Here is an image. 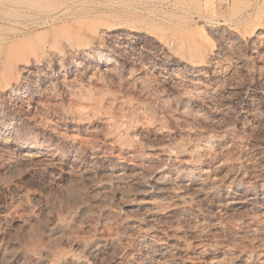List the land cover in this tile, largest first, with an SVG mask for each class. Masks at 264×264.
<instances>
[{
    "label": "rangeland",
    "instance_id": "rangeland-1",
    "mask_svg": "<svg viewBox=\"0 0 264 264\" xmlns=\"http://www.w3.org/2000/svg\"><path fill=\"white\" fill-rule=\"evenodd\" d=\"M104 28L114 33L107 35ZM122 29L134 30L136 35H127ZM174 34L179 35L174 37L181 42L178 41L171 51L164 46V42L159 43L165 38H173ZM161 36L163 40H159ZM184 38L187 39L185 43ZM55 39L58 46L67 42L77 44L78 41L82 47L91 46L94 49L91 56L89 54L84 59L68 53L63 44L60 49L57 48ZM191 40H194L193 43H189ZM85 42L88 45L85 46ZM49 44L58 50L63 49L62 63L56 65L55 57L49 55L48 61L47 58L45 61L49 63H42L41 68L37 66L30 74L22 70L21 73L20 69L16 71L24 56L25 60L30 53L40 52L43 46ZM178 46H185V54H182L185 48L182 50ZM192 52L196 56H192ZM31 55L29 57H33ZM171 56L177 57L174 59ZM183 61L203 64L202 75L188 69ZM107 66L114 69L109 68L108 71ZM195 75L207 83V92L181 95L179 88L184 77ZM62 79L68 84L81 83L86 92L97 94V104L93 110L87 109L92 111L89 116L78 118L77 109L81 106L77 103L79 96L68 95L61 85ZM12 81H19L21 85L10 83ZM0 90V264H7L6 255L13 256L8 264H34L35 255L39 256L43 248L54 252L51 255L54 254L55 258L50 256L49 264H57L66 257V253L79 255L81 252L82 255L84 247L91 242L95 245L98 240L101 246L116 231L115 236L124 234L121 242L100 255L84 253L88 260L91 259L87 264H156L150 259V254H146L158 246L155 248L151 245L156 244H148L149 250L141 243L145 234L161 237L158 239L175 247L178 244L181 247L178 249L182 259L180 264H201L216 259L226 260L227 264H264V233L256 236L243 231L252 222L259 220L264 224V201L257 195L258 183L262 179L264 182V0H0ZM114 94L121 95L124 102L132 103L134 110L129 111L120 104L114 107L106 101ZM186 108L199 116L195 115L193 120L189 118L193 123L180 118L184 109L187 112ZM104 116L107 120L101 119ZM73 117L78 119L73 122ZM82 123L87 125L82 126ZM143 123H147V126L144 124L147 128ZM118 126L129 131L126 137L134 138L135 135L132 140L141 142L146 148L152 145L158 147L171 139L185 140L188 145L191 144L189 148L185 147V159L197 160L201 168H205L203 178L213 183L212 187L228 182L230 185H227L232 186L237 181L243 183L242 186L250 183L248 191L257 195L252 203L254 205L235 214H227L225 209L220 210L223 207H217L219 210L215 207L218 203L215 199H222L223 193L220 192V198L208 199L209 203L208 200L193 202L195 204L192 203L188 209V212L193 210L192 213L180 215L182 218L178 215L179 221L184 220L180 223L172 221V217L178 214L175 213L177 207L181 206L178 201L153 193L151 198L159 209L153 206L150 212L165 218L166 224L164 219L160 220L153 214V218L149 217L139 209L147 199L141 184L143 181L150 183L148 176L157 169L158 162L149 163L137 159L134 154L131 155L133 157L122 154L124 152L110 144L108 136ZM204 134L212 135L210 137L215 140L218 138L219 144L215 147L213 143H205ZM231 136L235 145L231 143ZM223 140H230V144L227 142L229 145H224ZM27 144L33 149L29 156L22 152ZM207 148L211 150L210 157L205 150ZM215 151H219L216 153L218 156ZM211 156L216 157L213 158L215 161L222 159L224 163L220 169L213 166L215 161L211 160ZM205 157L209 160L208 164ZM118 168L125 181L118 182L111 177ZM141 174L144 175L142 178ZM131 178L133 180L130 181ZM136 178L142 179H137L140 183ZM136 184L139 188L135 189ZM244 194L243 191L238 193L240 196ZM79 207L85 208L79 211ZM219 211L222 212L218 214ZM160 212H164L167 218ZM74 213L75 218H72ZM193 214L199 217L195 219ZM184 215L188 220L184 219ZM203 215L206 216V224L198 222ZM192 217L194 220L190 219ZM153 219H157L162 230ZM169 219L172 222L170 225L181 228L178 234L173 230L176 234L172 235L174 232L170 229ZM134 220L142 223L144 234L135 235L127 230ZM126 221L131 222L127 224ZM57 222L67 226L60 233L54 230L53 225ZM177 222L179 226L175 225ZM193 222L200 225L196 228L198 232L194 227L197 224L193 225ZM230 227H238L239 230ZM60 235L61 238H58ZM133 238L136 241L131 240ZM204 245L213 248L215 254L199 253ZM3 251L6 252L3 254ZM57 251L60 255L62 253L59 258Z\"/></svg>",
    "mask_w": 264,
    "mask_h": 264
},
{
    "label": "bare ground",
    "instance_id": "bare-ground-1",
    "mask_svg": "<svg viewBox=\"0 0 264 264\" xmlns=\"http://www.w3.org/2000/svg\"><path fill=\"white\" fill-rule=\"evenodd\" d=\"M119 28V27H118ZM109 29V28H108ZM123 30V29H122ZM104 32H108L107 33V35L108 34H112V33H114L113 32V30H106L105 28H104V30H103ZM124 31V30H123ZM120 33V32H119ZM124 33H126L127 35H130V36H135L136 35V33H135V31L134 30H131V29H125V31H124ZM116 34V33H115ZM73 35V34H72ZM71 35V36H72ZM106 35V34H105ZM114 35V34H113ZM151 35V34H150ZM171 35V34H170ZM112 36V35H111ZM148 36V35H147ZM154 36V35H153ZM175 34L173 35V38H169V39H166L165 38V40L164 41H159V43H162V42H164V46L166 47V48H168L170 51L172 50V49H174V47H176L177 46V43H178V41H180V40H177L176 38V36H179V35H176L175 37ZM59 37H61V36H59ZM66 37V36H65ZM64 37V38H65ZM114 37V36H113ZM152 37V36H151ZM155 37H156V35H155ZM166 37V36H165ZM168 37V36H167ZM182 37H183V35H182ZM75 38H77V37H75ZM81 38V37H80ZM157 38H159V37H157ZM180 38V37H179ZM57 39V38H56ZM55 39V42L56 41H58V40H56ZM154 39V38H153ZM163 40V38H162V36H161V38H159V40ZM61 41H64V39L62 40V39H60ZM187 40V39H186ZM185 38L183 39V41H184V43H185ZM76 41V40H75ZM74 41V42H75ZM182 41V42H183ZM193 41L194 40H191L189 43H193ZM54 42V44H56L57 46H58V42H56L55 43ZM66 42V41H65ZM158 41H156V43H157ZM181 42V41H180ZM59 43H60V41H59ZM80 43V42H79ZM187 43V42H186ZM44 44V43H43ZM53 44V43H52ZM52 44H49V46H41L42 47V49H41V51L40 52H33L32 53V55H33V57H29L30 55H31V53H30V55L29 56H26V58H25V60H24V57H23V59H22V61H21V59H20V63L18 64V69L16 70V71H18L19 69V72H21V70L24 72V73H31L32 72V70L34 69V68H37V66L38 67H40L41 68V66H42V63H45V61H46V58H47V56H49V55H53L54 57H55V60H56V65H58V64H60V63H62L63 61L62 60H64L63 59V57H62V54H61V52L63 51V49L61 48V50H58L57 48H59L60 47V45L61 44H63V43H60V45L56 48L54 45H52ZM81 44L82 43H80V44H78V41H77V44L75 43V44H72V42H67V44L66 45H64L65 47H67V52L68 53H70V54H72V55H80V57L82 56L84 59H85V57H87L90 53H92L93 52V49L94 48H90V47H82L81 46ZM45 45V44H44ZM47 45V44H46ZM86 45H88V44H86V42H85V46ZM184 45V44H183ZM192 45V44H191ZM193 45H195V44H193ZM63 46V47H64ZM160 46V45H159ZM180 46H182L181 44H180ZM163 47V46H162ZM11 48V47H10ZM178 48L179 49H184L185 48V46H184V48H180L179 46H178ZM201 48V47H200ZM60 49V48H59ZM165 49V48H164ZM168 49H167V53H169V51H168ZM175 49H177V48H175ZM195 48H193V50H194ZM199 49V48H198ZM38 50V49H37ZM66 50V49H65ZM64 50V51H65ZM162 50H163V48H162ZM181 50V51H182ZM7 51V50H6ZM10 51V50H9ZM8 51V52H9ZM36 51V50H35ZM166 51V50H165ZM164 51V52H165ZM176 51L177 50H175V53H176ZM178 51H180V50H178ZM184 51V53H182V54H185V51H186V48L183 50ZM192 51V50H191ZM198 51V50H197ZM97 52V51H96ZM95 52V53H96ZM194 52H195V50H194ZM63 53V52H62ZM198 53V52H197ZM67 54V53H66ZM166 54V53H165ZM174 54V53H173ZM172 54V55H173ZM181 54V53H180ZM188 54V53H187ZM190 54H191V52H190ZM8 55L9 54H7V57H8ZM12 55H13V53H12ZM31 55V56H32ZM167 55V54H166ZM178 55V54H177ZM193 55H195L196 56V54H194L193 52H192V56ZM76 56V57H77ZM90 56H91V54H90ZM182 55H180L179 57H181ZM185 56V55H184ZM184 56H183V58H184ZM201 56V54H199V56L198 57H200ZM28 57V58H27ZM52 57V56H51ZM79 57V56H78ZM171 57H174V56H171ZM177 57V56H176ZM176 57H174V59L176 58ZM178 57V58H179ZM88 58V57H87ZM188 58V57H187ZM191 58V57H190ZM195 58H197V57H195ZM194 58V59H195ZM201 58V57H200ZM7 59V58H6ZM9 59V58H8ZM72 59H73V57H72ZM173 59V58H172ZM202 59V58H201ZM74 60H75V58H74ZM87 60V59H86ZM89 60V59H88ZM180 60V59H179ZM178 60V61H179ZM182 60H184V59H182ZM182 60H180V61H182ZM5 61V60H4ZM6 61H8V60H6ZM10 61H11V59H10ZM47 61H48V58H47ZM185 61V60H184ZM183 61V62H184ZM196 61V60H195ZM201 61V60H200ZM199 61V62H200ZM6 63V62H5ZM18 63V62H17ZM17 63H15V64H17ZM47 63H49V62H47ZM47 63H45V64H47ZM10 64V63H9ZM200 64H202V63H200ZM63 65V64H62ZM62 65H61V67H62ZM110 65V64H109ZM184 65L186 66V67H188V69H191V70H195V72H197V74H201V71L203 70V64L200 66V65H197L195 62H193V61H189V62H184ZM5 66V65H4ZM11 66V65H10ZM45 66H47V65H45ZM105 66V65H104ZM113 66V65H112ZM6 67V66H5ZM8 67V66H7ZM6 67V68H7ZM185 67V68H186ZM12 68H13V66H12ZM107 68H108V66H107ZM106 68V69H107ZM109 68H113V67H109ZM108 68V71L110 70ZM11 69V68H10ZM114 69V68H113ZM8 70V69H7ZM14 70V69H13ZM35 70V69H34ZM33 70V71H34ZM4 71H5V69H4ZM111 71H113V70H111ZM188 71V70H187ZM9 72H11L10 70H9ZM23 72H21V73H23ZM189 72V71H188ZM203 72V71H202ZM3 73H5V72H3ZM185 73V72H184ZM183 73V74H184ZM190 73V72H189ZM193 73V72H192ZM6 74H7V72H6ZM5 74V75H6ZM188 74V73H187ZM186 74V75H187ZM5 75H3V76H5ZM24 75V74H23ZM26 75V74H25ZM193 75V74H192ZM202 75V74H201ZM9 76H11V75H9ZM182 76V75H181ZM8 77V76H7ZM6 77V78H7ZM134 77V76H133ZM136 77V76H135ZM180 77V76H179ZM184 77V76H183ZM182 77V78H183ZM14 78V77H13ZM130 78H132V77H130ZM139 78V77H138ZM181 78V79H182ZM185 79H183L182 80V86L179 88V89H181L180 91H181V95H182V93H186V92H196V93H200L201 94V92L203 93L204 91L205 92H207V90H208V85H207V83H204V82H202L201 81V79H200V77H198V75L196 76L195 75V77H193V76H186V77H184ZM9 79V78H8ZM15 79V78H14ZM13 79V80H14ZM137 79V78H136ZM179 79V78H178ZM10 80H11V78H10ZM21 80V79H20ZM24 80V79H23ZM63 80V79H62ZM61 81V80H60ZM9 82V81H8ZM7 83V82H6ZM10 83H13V84H15L16 83V85H17V83H19V81L18 82H10ZM10 83H9V85H10ZM12 84V85H13ZM20 84V83H19ZM8 85V84H7ZM11 85V86H12ZM16 85H14V87L16 86ZM21 85V84H20ZM61 85H62V87L66 90V92L68 93V95H70L71 97L72 96H79V98L77 99L78 100V104L79 105H81V106H79L78 107V109H77V115H78V118H80V119H82L83 117H85V116H89L90 114H91V112L90 111H88L87 109H92L93 110V108L95 107V105L97 104V94H90V93H88V92H86L85 91V89H84V87H83V85H81V83H73V84H68V83H66V81H62V83H61ZM19 86V85H18ZM10 87V86H9ZM12 88H13V86H12ZM18 88V87H17ZM3 89V88H2ZM5 89V88H4ZM16 89V88H15ZM178 89V90H179ZM7 90V89H6ZM1 91V90H0ZM13 91V90H12ZM179 91V92H180ZM184 95V94H183ZM193 95V94H192ZM195 95V94H194ZM197 95V94H196ZM106 101H108L110 104H112L113 106L114 105H116V106H119V104L122 106H124V107H126L127 109H129V111L132 109V110H134V105L131 103V104H129V103H127L126 101V103L124 102V100H123V97L121 96V95H117V94H114V95H111V96H108L107 98H106ZM127 104H129L130 106L131 105H133V106H129V105H127ZM115 107V106H114ZM187 110V112H185V109H184V111H182V116H181V114H180V118H182V117H184L186 120L188 119L190 122L193 120V119H195L196 117H195V115L196 116H198L197 114H195L194 115V113H190V111H189V109L188 108H186ZM131 110V111H132ZM189 111V112H188ZM90 112V113H89ZM185 112V113H184ZM89 114V115H88ZM103 115V114H102ZM199 117V116H198ZM76 118L77 117H73V119L71 120V121H73V122H75V120H76ZM77 118V119H78ZM105 118H106V120H107V117H105L104 116V118H101L102 120H105ZM189 118H192V120L191 119H189ZM183 120V119H182ZM185 120V121H186ZM198 120V119H197ZM196 120V121H197ZM188 121V122H189ZM103 122V121H102ZM106 122H108V121H106ZM194 122H195V120H194ZM110 123V122H109ZM191 123H193V122H191ZM113 124V123H112ZM146 125L147 126V123H143V125ZM87 125V123L85 124V123H82V126H86ZM144 125V126H145ZM140 126H141V124H140ZM145 126V128H147ZM149 126V125H148ZM119 127V126H118ZM121 127H123V126H121ZM121 127H119L118 129L116 128V131L114 130V133H113V130H112V134H110L109 136H108V139L107 140H109V142H110V144H112L113 146H115V147H117L118 148V151H119V149H120V151H122V152H124V153H122V154H130V156L131 155H135V157H137V159L139 158V159H143L144 161L146 160V161H148L149 163L152 161H157L158 163H156V162H154V163H156V164H158V166L157 165H155V166H157V169L154 171L153 169V173H151L149 176H148V178H150V183H147V184H145V181H143V183L141 184L142 185V191H143V193H145V195H147L146 196V198L147 199H145V202H143V201H141V203L143 202V206H142V204H141V208H139V206H138V208L141 210L142 209V211H144V212H146V215H148L149 217H151V218H153V215L151 214V212H150V209L154 206L155 208H157V206H159V205H157V206H155L156 204V202L154 203V199L152 200V198H151V195L153 194V193H158V194H160L161 195V197H167V198H170L169 200H171V199H174L173 201L175 202V200L176 201H178V203L181 205V206H178L177 207V211L175 212V213H178L177 214V216H173L172 217V221L174 222V221H176V220H178L181 216H182V214H186L187 215V213H192V211H190V212H188L189 210V208H190V205L193 203V202H195L196 200H203L204 202L206 201V200H208V199H215V198H220V196H218L219 194H221L220 192H222L223 193V195L221 196V198L222 199H215V201H218V203H217V205L215 206L216 208L217 207H223L222 209H220V210H222L223 211V209H225L224 211H227V214H228V212H232L233 214H235V213H237V212H239V211H241L242 209H244L245 207H247V206H250V205H254V204H252V203H254L253 201L256 199V197H257V195L260 197L259 199H263V201H264V182H262V180L261 179H259V180H261L259 183H258V189H259V192L257 193V195L254 193H252V192H249L248 191V186L250 185V183H249V185L247 186V185H243L242 186V184L240 185L239 184V182L237 183V182H235V183H233V185L232 186H228L227 184L229 183L228 181V183H226V185L225 184H223V185H221L220 186V184H219V186L220 187H218V185H217V187H212V185L211 184H213V183H211V182H208V181H206L205 180V177L203 178V176H204V174L206 173V171L204 172V170L203 169H205V168H201V166H200V163H197L195 160H194V158H193V160L195 161H191L189 158V160L190 161H188L187 159H185V155H187V148H185L186 147V145H187V147L188 146H190V145H188L186 142H185V140L184 141H179L178 139V141L176 140V141H171L170 139V142H166V144H163V143H165V142H163L162 143V145L160 144V146L159 145H157L158 147H153L154 145H152V147L151 148H146V147H144L145 145H143L142 146V144H141V142L139 143L138 141L137 142H135V141H133L132 139H134L135 138V135H134V138L132 137H130L131 138V140H130V138H128V137H126L127 136V134L126 133H128L129 131H127L126 129H124V128H121ZM137 127V126H136ZM156 127V126H155ZM140 128V127H139ZM141 128H143V126L141 127ZM151 128H154V126L153 127H151ZM128 129V128H127ZM158 129V128H157ZM157 129H156V131H157ZM135 130V129H134ZM131 131H133V130H131ZM155 131V130H154ZM3 132V131H2ZM134 132H136V131H134ZM4 133V132H3ZM2 134V133H1ZM126 134V135H125ZM130 134V133H129ZM230 134V133H229ZM5 135V134H4ZM7 135V134H6ZM205 136H206V134H204ZM204 135H202V136H204ZM129 136V135H128ZM131 136V135H130ZM204 136V139H203V137H202V139L205 141V143H213L214 144V146L216 147L218 144H219V141H217L218 140V138H217V140H215V139H213L212 137H210V136H212V135H210V136H206L205 137ZM222 136V135H221ZM228 136V135H227ZM1 137V136H0ZM30 137V136H29ZM215 137V136H214ZM219 137V136H218ZM235 137V136H234ZM2 138H4V137H2ZM227 138V137H226ZM228 138H230V137H228ZM201 139V140H202ZM220 139H221V137H220ZM219 139V140H220ZM225 139V138H224ZM136 140V139H135ZM182 140V139H181ZM191 140V139H190ZM198 140V139H197ZM199 140H200V138H199ZM227 140V139H226ZM231 140H232V136H231ZM19 141H21V140H19ZM31 141V140H30ZM33 141V140H32ZM31 141V142H32ZM188 142H189V140H187ZM223 141H225V140H223ZM33 142H35V141H33ZM202 142V141H201ZM227 142H229V144H230V140H228V141H225L223 144L224 145H229ZM235 142V141H234ZM19 143V142H18ZM21 143H23L24 144V142H21ZM28 143V142H27ZM231 143H233V140L231 141ZM238 143V142H237ZM22 144V145H23ZM32 144V143H31ZM34 144V143H33ZM196 144V143H195ZM221 144V146H224V145H222V143H220ZM234 144V143H233ZM205 145V144H204ZM210 146H211V144H209ZM232 145V144H231ZM235 145V144H234ZM24 146V145H23ZM151 146V145H150ZM149 146V147H150ZM197 146V145H196ZM220 146V145H219ZM236 146H237V144H236ZM238 146H239V144H238ZM200 147V146H199ZM205 147V146H204ZM203 147V148H204ZM214 147V148H215ZM225 147V146H224ZM21 149H22V147H20ZM189 148V147H188ZM198 148V147H197ZM201 148V147H200ZM202 148V149H203ZM212 148V147H211ZM222 147H220V149H221ZM229 148V147H228ZM90 150V149H89ZM201 149H199V151H200ZM205 150H207L206 152L209 154V157H210V154H211V150H209V148H207V149H205ZM213 150V149H212ZM216 150V149H215ZM197 152H198V150H196ZM220 151V150H219ZM218 151V152H219ZM22 152H24V155L25 156H29L30 154H31V152H33V149H32V147L30 146V145H26V147H24L23 148V151ZM190 151H188V153H189ZM192 152V151H191ZM203 152V151H202ZM213 152H214V150H213ZM212 152V153H213ZM218 152H216L215 151V154L216 153H218ZM206 153V154H207ZM194 154H195V152H194ZM201 153H199V155H200ZM204 154V153H203ZM191 155V154H190ZM217 155V154H216ZM192 156V155H191ZM204 156V155H203ZM206 156V155H205ZM212 156H214V155H212ZM212 156H211V160H213V158H215L216 159V157H213L212 158ZM218 156V155H217ZM118 157V156H117ZM131 157H133V156H131ZM134 157V158H135ZM193 157V156H192ZM208 157V156H207ZM222 157V156H221ZM220 157V158H221ZM119 158H120V160H122L121 159V157L119 156ZM134 158H133V160H134ZM191 158V157H190ZM195 158H196V156H195ZM192 159V158H191ZM210 159V158H209ZM215 159L213 160V161H215ZM136 160V159H135ZM205 160H206V162H207V160L208 159H206V157H205ZM139 161V160H138ZM209 161V160H208ZM224 161V160H223ZM115 162V161H114ZM118 162H120V161H118ZM118 162H116V163H118ZM123 162L124 161H122V164H123ZM135 162V161H134ZM143 162V161H142ZM200 162V161H199ZM136 163V162H135ZM145 163V162H144ZM224 162H222V159H218L217 158V160L215 161V162H213V166H215V167H218L219 169H220V166L223 164ZM120 164V163H119ZM141 164V163H140ZM139 164V165H140ZM203 164V163H202ZM207 164H208V162H207ZM211 164V163H210ZM209 164V165H210ZM138 165V164H137ZM142 165V164H141ZM116 166H118L117 164H116ZM116 166L114 167L115 169H116ZM121 166V165H120ZM119 166V167H120ZM211 166V165H210ZM213 166H212V168H213ZM154 168H156V167H154ZM114 169V170H115ZM120 169L118 168V170L117 171H114V173L113 172H111V173H113V175L111 176V177H113V179H115V180H118V182L119 181H121V180H124L125 179V177L123 176L124 174H122L120 171H119ZM88 172H90V171H88ZM149 172H151V171H149ZM204 172V173H203ZM141 173L143 174V172L141 171ZM145 173V172H144ZM87 174V173H86ZM86 174H84V176L86 175ZM137 174L138 175H140V173H138L137 172ZM136 174V175H137ZM141 174V175H142ZM244 174V173H243ZM110 175V174H109ZM126 175V174H125ZM135 175V174H134ZM234 175V174H233ZM87 176V175H86ZM133 176V175H132ZM144 175H142L141 176V178L143 177ZM208 176V175H207ZM238 176V175H237ZM109 177V176H108ZM111 177H110V179H111ZM135 177V176H134ZM133 177V178H134ZM138 177H140V176H138ZM146 178H147V176H145ZM144 177V178H145ZM209 177V176H208ZM126 178H129V177H126ZM145 178V179H146ZM207 178V177H206ZM234 178V177H233ZM110 179H108V180H110ZM135 179V178H134ZM138 178H136V180H137ZM208 179H210V178H208ZM127 180V179H126ZM131 180H133L132 178L130 179V181ZM139 180V179H138ZM137 180V182L138 183H140L139 181H141V180H139L138 181ZM235 180V179H234ZM125 181V180H124ZM241 181H242V179H241ZM112 182V181H111ZM127 182V181H126ZM134 182H135V180H134ZM214 182V181H213ZM232 182V181H231ZM244 182V181H243ZM131 183V182H130ZM223 183V182H222ZM221 183V184H222ZM246 183V182H245ZM257 183V182H256ZM215 184V183H214ZM247 184V183H246ZM111 185V184H110ZM109 185V186H110ZM135 185V184H134ZM137 185V184H136ZM229 185H230V183H229ZM255 185V184H254ZM214 186H216V185H214ZM136 187L137 188H139L138 187V185L137 186H135V189H136ZM105 188V187H104ZM251 188H253V187H251ZM255 189H256V187H255ZM255 189H254V191H255ZM139 190V189H138ZM141 190V189H140ZM139 190V191H140ZM136 191V190H135ZM141 191V192H142ZM241 191H243V192H245L246 194H244V195H238V193L239 192H241ZM72 192V191H71ZM137 192V191H136ZM140 193V192H139ZM138 193V194H139ZM74 194H76V193H74ZM134 195V194H133ZM135 196V195H134ZM100 200V199H99ZM102 200V199H101ZM107 200V199H106ZM129 200V199H128ZM144 200V199H143ZM105 201V200H104ZM104 201H103V203H104ZM132 201V200H131ZM156 201V200H155ZM262 201V202H263ZM100 202V201H99ZM102 202V201H101ZM100 202V203H101ZM199 202V201H198ZM201 202V201H200ZM208 203H209V200L207 201ZM214 202V201H213ZM177 203V202H176ZM176 203H174V204H176ZM197 203V202H196ZM203 202H201V204H202ZM215 203V202H214ZM84 204V203H83ZM102 204V203H101ZM139 204V203H138ZM155 204V205H154ZM158 204V203H157ZM193 204H195V203H193ZM85 205V204H84ZM126 205H128V202H127V204ZM213 205V204H212ZM86 206V205H85ZM193 206V205H192ZM195 206H197V205H195ZM200 206V205H199ZM202 206V205H201ZM200 206V207H201ZM133 207H135V206H133ZM151 207V208H150ZM253 207V206H252ZM83 208V207H82ZM81 208V209H82ZM85 208V207H84ZM83 208V209H84ZM137 208V209H138ZM155 208H153V210H155ZM194 207H192V209H193ZM80 209V207H79V211L81 210ZM87 209H88V207H87ZM130 209L131 210H133V208H131L130 207ZM137 209H135V210H137ZM157 209H159V207L157 208ZM195 209H196V207H195ZM204 209V208H203ZM202 209V210H203ZM213 209V208H212ZM218 209V208H217ZM152 210V209H151ZM176 209H174L173 211H175ZM200 210V209H199ZM207 210V209H206ZM219 210V209H218ZM78 211V213H80ZM84 211V210H83ZM139 211V210H138ZM138 211H137V214L136 215H138ZM142 211H141V213H142ZM158 211V210H157ZM167 211V210H166ZM165 211V212H166ZM170 211H172V210H170ZM205 211V210H204ZM217 210H215L214 212H216ZM221 211V212H222ZM133 211H131V213H132ZM168 212V211H167ZM199 212V211H198ZM201 212H203V211H201ZM200 212V213H201ZM207 212V211H206ZM206 212H204L203 214H205ZM220 211L218 212V214L219 213H221ZM84 213V212H83ZM140 213V212H139ZM140 213V214H141ZM159 213V212H158ZM195 213H197V212H195ZM225 213V212H224ZM223 213V214H224ZM229 213V214H230ZM75 214L76 213H74L73 214V216H72V218H75ZM163 214V216L165 215L164 214V212L162 213ZM161 214V212H160V215H162ZM202 214V213H201ZM200 214V215H201ZM207 214V213H206ZM205 214V215H206ZM226 214V213H225ZM224 214V215H225ZM79 215V214H78ZM132 215V214H131ZM135 215V213L133 212V215L132 216H134ZM159 215V214H158ZM171 215V214H170ZM175 215V214H174ZM180 217H179V216ZM186 215H184V217L186 216ZM193 215H195V214H193ZM199 215V214H198ZM208 216H210L209 214H207ZM216 215V214H215ZM166 216V215H165ZM189 216V215H188ZM197 215H195L194 216V218L196 217ZM220 216V215H219ZM222 216V215H221ZM77 217V216H76ZM136 217V216H135ZM140 217V216H139ZM154 217H156V215H154ZM160 216H158V217H156V218H159ZM162 217V216H161ZM160 217V218H161ZM179 217V218H178ZM183 217V218H184ZM197 217H199V216H197ZM206 216H204L203 215V217L202 218H198V219H200V220H198V222L200 221V222H202V223H204L206 220V218H205ZM214 217V216H213ZM134 218V217H133ZM137 218V217H136ZM166 218H167V216H166ZM168 218H170V217H168ZM182 218V217H181ZM189 218V217H188ZM214 218H216V217H214ZM213 218V219H214ZM254 218V217H253ZM130 219V218H129ZM141 219V221H142V218H140ZM164 219V220H163ZM185 220H188V219H186V217L184 218ZM190 219H193V217L192 218H190ZM190 219H189V221H190ZM196 219V218H195ZM208 219H210V217H208ZM256 219V218H255ZM259 219H261V218H259ZM59 220V219H58ZM131 220V219H130ZM145 220H147V219H145ZM149 220H150V218H149ZM155 219H153V221H154ZM157 220V219H156ZM156 220L154 221L155 223V225H156ZM160 220H163V222L165 221V218H161ZM171 219H169V225H170V223H172L171 221H170ZM181 220V219H180ZM194 220V219H193ZM192 220V221H193ZM233 220H235V219H233ZM257 220V219H256ZM263 220V219H262ZM59 221H61V220H59ZM135 221V220H134ZM152 221V222H153ZM179 221V220H178ZM188 221V222H189ZM210 221H212V218L210 219ZM209 221V222H210ZM214 222H215V219L213 220ZM231 221V220H230ZM236 221V220H235ZM255 221V220H254ZM264 221V220H263ZM63 222H67V220L66 221H63ZM127 222V221H126ZM126 222H124V224L126 223ZM131 222V221H130ZM130 222H127V224L128 223H130ZM149 222V221H148ZM158 222H159V220H158ZM168 222V221H167ZM180 223H183L184 222V220H183V222H181V221H179ZM186 222V221H185ZM197 222V221H196ZM208 222V223H209ZM213 222V223H214ZM233 222V221H232ZM231 222V223H232ZM262 222V221H261ZM259 220L258 221H256L255 223L254 222H252V223H250L251 225H249V223H248V227L247 228H244L245 230H243V227H242V230L246 233H249V234H253V235H256V236H262V234L264 233V224L263 223H261ZM26 223H28V222H26ZM160 223H162L161 221H160ZM159 223V224H160ZM201 223V224H202ZM207 223V224H208ZM216 223V222H215ZM53 224V223H52ZM51 224V225H52ZM122 224V223H121ZM145 224V223H144ZM146 224H147V222H146ZM165 224H166V221H165ZM189 224V223H188ZM195 224H197V223H195ZM194 224V222H193V225H195ZM200 224V223H199ZM205 224H206V222H205ZM210 224V223H209ZM217 224H219V223H217ZM230 224V223H229ZM233 224H235V223H233ZM236 224H238V222L236 223ZM235 224V225H236ZM51 225H50V227H51ZM120 225V224H119ZM123 225V224H122ZM152 225V224H151ZM157 225H158V223H157ZM156 225V226H157ZM175 225H178V222H177V224H175ZM190 225H191V223H190ZM193 225L191 226V228H192V230H193V228L195 227V229L198 227V226H200V225H195L194 227H193ZM213 225V224H212ZM247 225V224H246ZM246 225H245V227H246ZM26 226V225H25ZM54 226V230H55V232L56 233H60V232H62L67 226H66V224H64V223H62V222H57L55 225H53ZM53 226L51 227V229L53 228ZM127 226V225H126ZM162 226H163V223H162ZM167 226H168V224H167ZM179 226V225H178ZM189 226V225H188ZM203 226V225H202ZM201 226V227H202ZM214 226V225H213ZM217 227H218V225H216ZM220 226V225H219ZM238 226V225H237ZM241 226H242V224H241ZM27 227V226H26ZM123 227H125V225L123 226ZM128 228H127V230L129 229L130 231H132V233L134 232V234L136 233L137 235H140L142 232H143V234H144V228H143V226H142V223L140 222V221H135L134 223H132L130 226H127ZM158 227H161V225L159 226L158 225ZM165 227V226H164ZM183 227V226H182ZM204 227V226H203ZM202 227V228H203ZM205 227H206V225H205ZM216 227V228H217ZM221 227V226H220ZM229 227V226H228ZM233 227V226H232ZM232 227H230V228H232ZM240 227V226H239ZM69 228V227H68ZM119 228H121V227H119ZM146 228V227H145ZM183 228H188V227H183ZM191 228L189 229V230H191ZM200 228V227H199ZM222 228V227H221ZM234 228H235V226H234ZM238 228V227H237ZM233 229V230H239V228L238 229ZM151 229V228H150ZM164 229V228H163ZM170 229L172 230V232H178L181 228H179L178 227V229H177V227L175 228L174 227V225H170ZM194 229V230H195ZM201 229V228H200ZM199 229V230H200ZM204 229V228H203ZM201 230V231H204V230ZM53 230V231H54ZM117 230V229H116ZM122 230V229H121ZM161 230H162V227H161ZM168 230H169V228H168ZM174 230V231H173ZM224 230V229H223ZM51 231V230H50ZM67 231V230H66ZM120 231V230H119ZM122 231H124V230H122ZM150 231V230H149ZM153 231V230H152ZM164 231V230H163ZM166 231H167V229H166ZM196 231L198 232V230L196 229ZM118 231H116V233H117ZM121 232V231H120ZM125 232H128V231H125ZM125 232H123V233H125ZM147 232V230L145 231V233ZM171 232V233H172ZM172 233V235H174V234H176V233ZM183 232V231H182ZM194 232V231H193ZM240 232H242V231H240ZM65 233V232H64ZM63 233V234H64ZM115 233V234H116ZM151 233V232H150ZM153 233V232H152ZM169 233V232H168ZM184 233V232H183ZM63 234H61V235H63ZM66 234V233H65ZM115 234L110 238V237H108V238H110V239H108L107 240V242L105 243V241H104V243L103 244H101V246H100V244L99 243H97V241H95V245H94V243L93 242H91V243H93V245H91V246H88V245H90V244H88V241H87V246H85L84 247V253H86L87 255L89 254V255H91V256H93V255H100V254H103L102 252H107V250L109 249L110 250V248L112 249V247L113 246H115V245H118L119 244V242H121L120 241V238L122 237V236H124V234L122 235V236H120V233H119V236L120 237H118L117 235L115 236ZM131 234V233H130ZM129 234V235H130ZM135 234V235H136ZM164 234V233H163ZM178 234V233H177ZM57 235V234H56ZM61 235L60 236H58V238L60 237L61 238ZM132 235V234H131ZM142 235V234H141ZM157 235V234H156ZM171 235V234H170ZM180 235V234H179ZM64 236V235H63ZM62 236V237H63ZM126 236H127V238H128V235L126 234ZM134 236V235H133ZM133 236H131V237H133ZM146 236V237H145ZM145 238H142V236L140 237V238H142L143 239V242H141V243H144V245L146 246L147 245V248L148 247H150V246H148V244H152V243H154V244H156V245H151V247H154L155 246V248H156V246H158V248L156 249V250H154L153 248V250L154 251H149V253H147L146 255H149L150 254V256H151V258L150 259H152V261H155L156 262V264H180V262L182 261V259H181V257H180V254H179V252H178V249H180L181 247H179V245L177 244V246L175 247V246H173V245H170L169 243L167 244V243H164V242H162V240H160V239H158V238H161V237H156L155 235H153V234H145ZM159 236V235H158ZM105 237V236H104ZM138 237V236H137ZM137 237H136V239H137ZM93 238V237H92ZM91 238V239H92ZM130 238V237H129ZM56 239V238H55ZM124 239V237L122 238V240ZM162 239V238H161ZM259 239V238H258ZM90 240V239H89ZM102 240H104V239H102ZM130 240V239H129ZM131 240H133V241H136V240H134V238L133 239H131ZM139 240V239H138ZM164 240V239H163ZM180 240V239H179ZM92 241V240H91ZM123 241H125V240H123ZM181 241V240H180ZM55 242V241H54ZM81 242V241H80ZM84 242H85V240H84ZM83 241L81 242V243H84ZM128 242V241H127ZM137 242H139V241H137ZM166 242V241H165ZM168 242V241H167ZM97 243V244H96ZM124 243H126V242H124ZM140 243V244H141ZM179 243V242H178ZM181 243V242H180ZM3 244H5V243H3ZM78 244H79V242H78ZM121 244V243H120ZM128 245H129V243H127ZM181 244H183V243H181ZM203 244H205V243H203ZM56 245V244H55ZM81 245H84V244H81ZM81 245H80V247H81ZM136 245V244H135ZM186 245H188V244H186ZM8 246H10V245H8ZM123 246V245H122ZM205 246V245H204ZM204 246H201V247H204ZM40 247V246H39ZM79 247V248H80ZM117 247V246H116ZM2 248H4V247H2ZM10 248V247H9ZM43 248V247H42ZM54 248V247H53ZM113 248H115V247H113ZM122 248H124L125 249V247H122ZM139 248V247H138ZM141 248H143V247H141ZM200 248V247H199ZM215 248V247H214ZM6 249V248H5ZM36 249V248H35ZM44 249V248H43ZM42 249V253H40L39 254V252H38V254H39V256L38 255H35L36 253H32V254H34L35 255V257H34V262H32V263H34V264H49V262H48V259H49V257L51 256V258L54 256V254H52L51 255V253H54L53 251L50 253L49 251H45V250H43ZM144 250L146 249V248H143ZM201 249V248H200ZM41 250V249H40ZM81 250L83 251V248H81ZM122 250V249H121ZM218 250V249H217ZM38 251V250H37ZM133 251V250H132ZM147 251V250H146ZM0 252H1V249H0ZM6 251H3V254L5 253ZM33 252V251H32ZM135 252V251H134ZM138 252V251H137ZM202 253V254H204V255H213V253L215 252V250L213 249V248H211L210 246L208 247H204V248H202V251H199V253ZM57 253H59L58 251H57ZM66 253V252H65ZM71 252H69V254H70ZM82 254V255H80L81 254V252H80V254L79 255H77L76 253H75V255H74V253L71 255V256H68L67 255V253H66V257L64 256V258H62V259H60V261L57 263V264H69V263H72V264H87L89 261H91V259L90 260H88V258H87V255L86 254ZM141 253V252H140ZM2 254V255H3ZM56 254V253H55ZM139 254V253H138ZM145 254V253H144ZM201 254V255H202ZM215 254V253H214ZM1 255V254H0ZM11 255V254H10ZM59 255H60V253L58 254V258H59ZM61 255H62V253H61ZM60 255V256H61ZM131 255V254H130ZM129 255V256H130ZM134 255H136V254H134ZM44 256V257H43ZM56 256V255H55ZM6 257H7V264H8V260L10 259V257L12 258L13 256H10V257H8L7 255H6ZM23 257V256H22ZM32 257V256H31ZM138 257H141L140 255H138ZM144 257V256H143ZM142 257V258H143ZM148 257V256H147ZM0 258H2V257H0ZM5 258V257H4ZM53 258H55V257H53ZM130 258V257H129ZM6 259V258H5ZM18 259H20V258H18ZM57 259V258H56ZM128 259V258H127ZM133 258H131V260H132ZM146 259V258H145ZM149 259V260H150ZM10 260H12V259H10ZM54 260V259H53ZM125 260V259H124ZM146 260H148V259H146ZM148 260V261H149ZM49 261H51V260H49ZM134 261H135V259H134ZM133 261V262H134ZM138 263L140 262L139 260H136ZM141 261H143V260H141ZM151 261V260H150ZM226 261V260H225ZM225 261L224 260H222V259H216V260H212V261H207V262H204V263H201V264H227V263H225ZM11 262V261H10ZM9 262V263H10ZM13 262V261H12ZM18 262V261H17ZM57 262V261H56ZM227 262V261H226ZM51 263H52V261H51ZM91 263V262H90ZM89 263V264H90ZM128 263V262H127ZM132 263V262H131ZM11 264V263H10ZM53 264V263H52ZM133 264V263H132ZM134 264H135V262H134ZM140 264V263H139Z\"/></svg>",
    "mask_w": 264,
    "mask_h": 264
}]
</instances>
